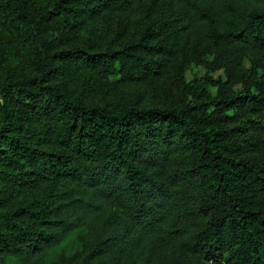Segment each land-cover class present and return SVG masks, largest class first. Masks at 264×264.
Returning a JSON list of instances; mask_svg holds the SVG:
<instances>
[{
  "label": "trees",
  "instance_id": "trees-1",
  "mask_svg": "<svg viewBox=\"0 0 264 264\" xmlns=\"http://www.w3.org/2000/svg\"><path fill=\"white\" fill-rule=\"evenodd\" d=\"M34 1L0 5L31 51L29 70L0 83V264H50V251L83 227L111 228L97 245L112 264H175L168 251L181 238L204 258L264 264V130L226 112L264 102L263 77L197 116L113 109L74 97L63 82L84 71L161 75L195 39L236 58L264 54V0H52L43 12ZM112 15L127 38L118 48L47 38L49 23L71 16L78 30ZM33 93L46 95L39 109ZM184 150L194 158L174 185L167 157Z\"/></svg>",
  "mask_w": 264,
  "mask_h": 264
},
{
  "label": "rangeland",
  "instance_id": "rangeland-1",
  "mask_svg": "<svg viewBox=\"0 0 264 264\" xmlns=\"http://www.w3.org/2000/svg\"><path fill=\"white\" fill-rule=\"evenodd\" d=\"M4 1L0 0V5ZM51 2L35 0L33 4L37 11L43 12L48 8L52 10ZM114 18V15L110 19L97 17L86 27L75 30L71 25L73 18L69 16L63 22L47 24V38L62 36V41L85 45L93 51L102 50L106 46L118 48L127 38L117 33ZM30 58L28 43L18 36L14 22L5 21L0 9V83L5 77L25 74L30 68ZM259 77L264 78V54L249 53L236 58L226 48L210 49L202 39H195L181 45L177 58L161 75L155 73L139 79L119 72L96 75L84 71L64 74L63 82L66 91L74 97L113 109L133 105L144 108H180L197 116L203 114V111L207 114L213 111L214 103L223 96L245 94L246 85L250 86ZM251 90L253 94L260 93L256 87ZM33 95L37 109L45 105L46 95ZM226 112L234 122L255 117L259 123L253 124L255 132L264 130L263 101L252 107L244 106ZM30 124L38 128L42 121H31ZM193 158L190 150L171 151L164 168L168 180L174 185L180 184L179 180L187 174ZM115 211L122 218L125 215L122 208H115ZM110 230L104 228L101 232L99 229L90 234L89 229L83 227L73 231L50 251L48 262L112 264V257L105 252L104 246L97 245ZM168 255L175 256V264H224L218 257L204 258L198 247L185 238L179 239L173 249L168 251Z\"/></svg>",
  "mask_w": 264,
  "mask_h": 264
}]
</instances>
